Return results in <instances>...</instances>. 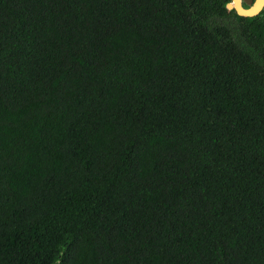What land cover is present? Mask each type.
Wrapping results in <instances>:
<instances>
[{"label":"trees","instance_id":"trees-1","mask_svg":"<svg viewBox=\"0 0 264 264\" xmlns=\"http://www.w3.org/2000/svg\"><path fill=\"white\" fill-rule=\"evenodd\" d=\"M0 0V264H264V7Z\"/></svg>","mask_w":264,"mask_h":264},{"label":"water","instance_id":"water-1","mask_svg":"<svg viewBox=\"0 0 264 264\" xmlns=\"http://www.w3.org/2000/svg\"><path fill=\"white\" fill-rule=\"evenodd\" d=\"M242 1L249 5L247 8L243 7ZM228 9H234L240 16H255L261 12L264 7V0H231L226 4Z\"/></svg>","mask_w":264,"mask_h":264},{"label":"flooded vegetation","instance_id":"flooded-vegetation-1","mask_svg":"<svg viewBox=\"0 0 264 264\" xmlns=\"http://www.w3.org/2000/svg\"><path fill=\"white\" fill-rule=\"evenodd\" d=\"M242 5L243 7L247 8L249 5L245 4L243 1H242Z\"/></svg>","mask_w":264,"mask_h":264}]
</instances>
